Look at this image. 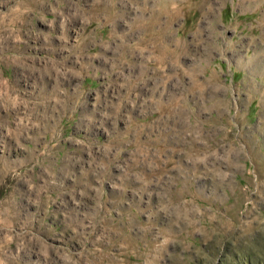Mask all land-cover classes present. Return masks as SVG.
I'll list each match as a JSON object with an SVG mask.
<instances>
[{
    "label": "rangeland",
    "instance_id": "1",
    "mask_svg": "<svg viewBox=\"0 0 264 264\" xmlns=\"http://www.w3.org/2000/svg\"><path fill=\"white\" fill-rule=\"evenodd\" d=\"M0 264H264V0H0Z\"/></svg>",
    "mask_w": 264,
    "mask_h": 264
}]
</instances>
